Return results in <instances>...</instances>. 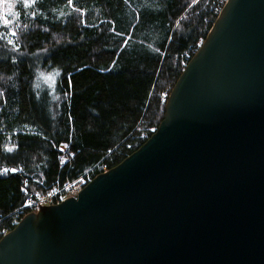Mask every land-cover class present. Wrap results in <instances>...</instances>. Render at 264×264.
<instances>
[{
	"label": "water",
	"instance_id": "water-1",
	"mask_svg": "<svg viewBox=\"0 0 264 264\" xmlns=\"http://www.w3.org/2000/svg\"><path fill=\"white\" fill-rule=\"evenodd\" d=\"M0 264H264V0H226L150 137L23 216Z\"/></svg>",
	"mask_w": 264,
	"mask_h": 264
},
{
	"label": "trees",
	"instance_id": "trees-1",
	"mask_svg": "<svg viewBox=\"0 0 264 264\" xmlns=\"http://www.w3.org/2000/svg\"><path fill=\"white\" fill-rule=\"evenodd\" d=\"M225 1L0 0V239L28 202L150 137Z\"/></svg>",
	"mask_w": 264,
	"mask_h": 264
},
{
	"label": "built area",
	"instance_id": "built-area-1",
	"mask_svg": "<svg viewBox=\"0 0 264 264\" xmlns=\"http://www.w3.org/2000/svg\"><path fill=\"white\" fill-rule=\"evenodd\" d=\"M65 149L66 148L63 147L59 148L61 152L60 160L62 163H66L69 157L72 156L71 154L68 155ZM86 184V175L80 176L72 182H66L60 189L54 190L48 196L28 202L25 206L19 209L17 213L23 217L30 212L38 211L41 206L57 204L67 198L76 197L81 188Z\"/></svg>",
	"mask_w": 264,
	"mask_h": 264
},
{
	"label": "rangeland",
	"instance_id": "rangeland-1",
	"mask_svg": "<svg viewBox=\"0 0 264 264\" xmlns=\"http://www.w3.org/2000/svg\"><path fill=\"white\" fill-rule=\"evenodd\" d=\"M11 15V10H5L3 7L0 8V29L4 32L6 38H10L12 36V26L10 25ZM50 80L52 82L54 78L52 77Z\"/></svg>",
	"mask_w": 264,
	"mask_h": 264
},
{
	"label": "snow or ice",
	"instance_id": "snow-or-ice-1",
	"mask_svg": "<svg viewBox=\"0 0 264 264\" xmlns=\"http://www.w3.org/2000/svg\"><path fill=\"white\" fill-rule=\"evenodd\" d=\"M48 79H50V77H48Z\"/></svg>",
	"mask_w": 264,
	"mask_h": 264
}]
</instances>
